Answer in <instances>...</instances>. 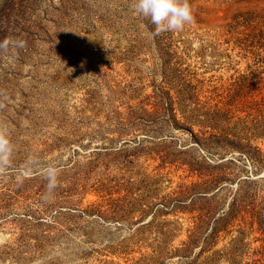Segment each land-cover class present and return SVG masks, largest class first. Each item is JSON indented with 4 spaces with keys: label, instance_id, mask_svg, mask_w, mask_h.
Masks as SVG:
<instances>
[{
    "label": "rangeland",
    "instance_id": "374dc122",
    "mask_svg": "<svg viewBox=\"0 0 264 264\" xmlns=\"http://www.w3.org/2000/svg\"><path fill=\"white\" fill-rule=\"evenodd\" d=\"M135 2L0 0V264H264V0Z\"/></svg>",
    "mask_w": 264,
    "mask_h": 264
},
{
    "label": "clouds",
    "instance_id": "9594fccd",
    "mask_svg": "<svg viewBox=\"0 0 264 264\" xmlns=\"http://www.w3.org/2000/svg\"><path fill=\"white\" fill-rule=\"evenodd\" d=\"M135 10L139 15L148 17L155 26L152 36L166 31L179 30L190 22L192 12L188 0H136ZM25 41L20 38H5L0 41V49L6 50L9 45L15 48H23ZM11 151L7 137L0 133V163H6ZM55 168L48 169L49 188L55 186Z\"/></svg>",
    "mask_w": 264,
    "mask_h": 264
},
{
    "label": "trees",
    "instance_id": "16d2710c",
    "mask_svg": "<svg viewBox=\"0 0 264 264\" xmlns=\"http://www.w3.org/2000/svg\"><path fill=\"white\" fill-rule=\"evenodd\" d=\"M211 135H214L215 136V139H216L215 140L216 141L215 144L218 145L219 147H233V148L235 147V148H238L240 150L245 151L246 154H248V156H250V155L253 154L252 153V147H251V145L248 144V143H246V142L244 143L241 140L240 141H238V140H231L229 138H226V136L221 139L216 134H211ZM195 163H196L195 166L192 165V164H189V170H190V172L191 173L192 172H196V173L202 174V168H203V166H201V164L198 163V162H195ZM249 198H250V196H249L248 191H244V193H242V194L239 195V199H235L233 201V204H232L233 209L232 210L235 211L236 208H237V213H238V208H242L245 205H249V203H248L249 202L248 201ZM231 213H232V211H231ZM220 220L221 221H225L226 220V217H223Z\"/></svg>",
    "mask_w": 264,
    "mask_h": 264
}]
</instances>
